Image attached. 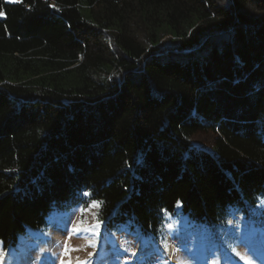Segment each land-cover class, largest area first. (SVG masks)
<instances>
[{
  "label": "trees",
  "instance_id": "16d2710c",
  "mask_svg": "<svg viewBox=\"0 0 264 264\" xmlns=\"http://www.w3.org/2000/svg\"><path fill=\"white\" fill-rule=\"evenodd\" d=\"M0 13L4 250L69 205L156 236L178 205L217 228L264 201V0H0Z\"/></svg>",
  "mask_w": 264,
  "mask_h": 264
},
{
  "label": "rangeland",
  "instance_id": "374dc122",
  "mask_svg": "<svg viewBox=\"0 0 264 264\" xmlns=\"http://www.w3.org/2000/svg\"><path fill=\"white\" fill-rule=\"evenodd\" d=\"M18 4L20 0H3ZM192 142L211 150L209 139L194 136ZM81 205L53 210L41 230L27 229L14 247L0 256V264H60L61 259L87 264H264V201L246 217L231 214L222 227L208 226L184 217L178 205L163 212L158 235H143L124 224L107 231L97 219V207ZM84 209V227L93 231L70 233ZM76 249L62 255L63 247ZM91 254V255H90Z\"/></svg>",
  "mask_w": 264,
  "mask_h": 264
},
{
  "label": "snow or ice",
  "instance_id": "6c2138e0",
  "mask_svg": "<svg viewBox=\"0 0 264 264\" xmlns=\"http://www.w3.org/2000/svg\"><path fill=\"white\" fill-rule=\"evenodd\" d=\"M0 15H3V13H0ZM85 195H88V194L85 193ZM98 206H99V202H94L92 205H90V207H98ZM80 211H81L82 218H81L80 222L76 225L75 228L69 230L70 233H79L81 231H93L95 229V227H98V223L96 225H92L90 227H84V220H83L84 209L82 208ZM75 250L76 249L69 248L67 243H65V245L63 247L62 255H67L70 251H75ZM4 255L5 254L3 253V251L0 250V256H4ZM60 264H72V261L70 259L67 261L61 259ZM77 264H87V262L78 260Z\"/></svg>",
  "mask_w": 264,
  "mask_h": 264
}]
</instances>
